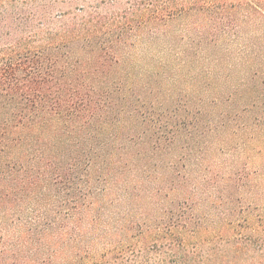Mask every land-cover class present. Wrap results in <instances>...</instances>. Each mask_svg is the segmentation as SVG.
Instances as JSON below:
<instances>
[{
	"label": "trees",
	"instance_id": "1",
	"mask_svg": "<svg viewBox=\"0 0 264 264\" xmlns=\"http://www.w3.org/2000/svg\"><path fill=\"white\" fill-rule=\"evenodd\" d=\"M262 47L264 0H0V264H264Z\"/></svg>",
	"mask_w": 264,
	"mask_h": 264
},
{
	"label": "rangeland",
	"instance_id": "2",
	"mask_svg": "<svg viewBox=\"0 0 264 264\" xmlns=\"http://www.w3.org/2000/svg\"><path fill=\"white\" fill-rule=\"evenodd\" d=\"M178 25H179L178 21H172L171 24H170L169 30L170 31L174 30ZM245 33H247V32H245ZM261 50L264 51V47H262ZM226 156H234V155H226ZM235 156H241V154H236Z\"/></svg>",
	"mask_w": 264,
	"mask_h": 264
}]
</instances>
